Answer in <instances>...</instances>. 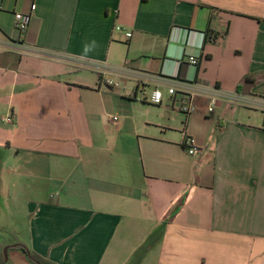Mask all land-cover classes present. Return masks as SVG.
Instances as JSON below:
<instances>
[{"label":"crops","instance_id":"crops-1","mask_svg":"<svg viewBox=\"0 0 264 264\" xmlns=\"http://www.w3.org/2000/svg\"><path fill=\"white\" fill-rule=\"evenodd\" d=\"M248 73L264 0H0V189L23 243L56 264H264V103L148 100L174 83L264 100Z\"/></svg>","mask_w":264,"mask_h":264},{"label":"built area","instance_id":"built-area-1","mask_svg":"<svg viewBox=\"0 0 264 264\" xmlns=\"http://www.w3.org/2000/svg\"><path fill=\"white\" fill-rule=\"evenodd\" d=\"M36 4L33 3L32 9H36ZM16 28L18 29L20 34H23L28 25L31 21V14H26L22 12H16ZM128 37L132 35L131 32L126 33ZM10 47L15 50H26V47L23 43L20 41H14L11 42ZM190 62L196 66L199 65V59L197 57L191 56L189 58ZM100 66V65H98ZM113 71H122L123 69L117 68V67H111ZM138 75V73H137ZM144 77L147 76V78H158L156 75H149L144 74ZM108 83L112 84V80H107ZM187 89L178 90L177 85L174 83L172 84L169 89L168 93L175 97L174 104L178 109H180L183 113H186L187 115L192 114L196 112L197 107L195 104V97L203 93L209 97V111H213L216 105V102L219 98H224L228 101H231L235 104H242V105H258L264 103V100L261 99H255L253 96L246 95L240 91H233V92H225L222 91L219 87H216L215 85H208L203 83H192L190 85H186ZM136 98L140 101H146L148 98L146 97L145 91L141 90L136 94ZM164 98V93L161 89L158 87L155 88L148 99L151 103L154 104H161ZM118 117H114V121H118ZM8 121H12V118L9 117ZM186 144L188 145V152L191 155H196L200 153V149L198 148L196 144V139L192 136L186 137Z\"/></svg>","mask_w":264,"mask_h":264},{"label":"rangeland","instance_id":"rangeland-1","mask_svg":"<svg viewBox=\"0 0 264 264\" xmlns=\"http://www.w3.org/2000/svg\"><path fill=\"white\" fill-rule=\"evenodd\" d=\"M162 90L165 93L168 88L163 87ZM3 183L0 189V243H3L4 240L14 241V237L17 238V241L24 242L25 236H22L21 232L24 234L27 230L28 215L21 201L17 200L16 205L14 198L6 196L8 188L5 189L6 182ZM7 185L10 186V183ZM5 249L6 247L4 248L3 264H35L23 250L8 248V251L5 252Z\"/></svg>","mask_w":264,"mask_h":264},{"label":"trees","instance_id":"trees-1","mask_svg":"<svg viewBox=\"0 0 264 264\" xmlns=\"http://www.w3.org/2000/svg\"><path fill=\"white\" fill-rule=\"evenodd\" d=\"M206 41L208 40H215L217 39V35L213 30L208 29L206 32ZM264 81V73L260 76L258 74H250L248 73L244 77V85L254 86L258 82ZM237 90L243 93H247L244 90V87L238 85ZM8 247L9 249H20L23 250L29 259L34 262L35 264H56L50 260L45 259L41 255H39L36 251L32 250L31 248L27 247L23 242L17 241V238L14 237V241L12 240H4L3 243H0V264L4 263V248Z\"/></svg>","mask_w":264,"mask_h":264},{"label":"water","instance_id":"water-1","mask_svg":"<svg viewBox=\"0 0 264 264\" xmlns=\"http://www.w3.org/2000/svg\"><path fill=\"white\" fill-rule=\"evenodd\" d=\"M8 251V247H6V249H5V252H7Z\"/></svg>","mask_w":264,"mask_h":264}]
</instances>
